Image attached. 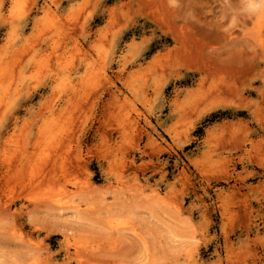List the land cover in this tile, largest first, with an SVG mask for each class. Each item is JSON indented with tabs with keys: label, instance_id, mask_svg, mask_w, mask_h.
I'll return each instance as SVG.
<instances>
[{
	"label": "rangeland",
	"instance_id": "obj_1",
	"mask_svg": "<svg viewBox=\"0 0 264 264\" xmlns=\"http://www.w3.org/2000/svg\"><path fill=\"white\" fill-rule=\"evenodd\" d=\"M0 264H264V0H0Z\"/></svg>",
	"mask_w": 264,
	"mask_h": 264
},
{
	"label": "bare ground",
	"instance_id": "obj_2",
	"mask_svg": "<svg viewBox=\"0 0 264 264\" xmlns=\"http://www.w3.org/2000/svg\"><path fill=\"white\" fill-rule=\"evenodd\" d=\"M71 116H72V115H71ZM67 117H68V116H67ZM67 117H66V118H67ZM199 117H200V116H199ZM68 118H69V117H68ZM67 121H68V120H67ZM60 144H61V143H60ZM56 150H57V149H56ZM221 180H222V179H221Z\"/></svg>",
	"mask_w": 264,
	"mask_h": 264
}]
</instances>
